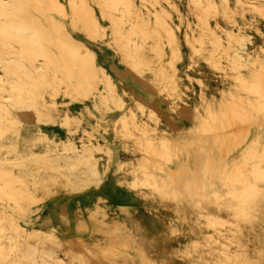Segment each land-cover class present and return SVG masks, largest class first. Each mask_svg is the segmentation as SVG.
<instances>
[{"label": "rangeland", "instance_id": "1", "mask_svg": "<svg viewBox=\"0 0 264 264\" xmlns=\"http://www.w3.org/2000/svg\"><path fill=\"white\" fill-rule=\"evenodd\" d=\"M55 1L0 0V264H264V0Z\"/></svg>", "mask_w": 264, "mask_h": 264}, {"label": "bare ground", "instance_id": "2", "mask_svg": "<svg viewBox=\"0 0 264 264\" xmlns=\"http://www.w3.org/2000/svg\"><path fill=\"white\" fill-rule=\"evenodd\" d=\"M33 1H35L36 2V4H37V6H39V9H41L42 11H49V10H53L54 8H56V6H57V3H56V1L55 0H33ZM122 1H124L125 3H127L128 2V0H122ZM1 2H3L1 5H2V8L1 9H3V10H5V5H7V7H8V11L7 10H5L6 12H9V8H12V9H16L17 10V12H22V13H24V14H27V13H29L30 12V10L31 9H29V7H28V5L30 4V3H28V2H31V0H18L16 3H14L12 0H1ZM119 6V5H118ZM1 7V6H0ZM86 6L84 5V4H82V9H83V11H85L86 10V8H85ZM69 8V7H68ZM4 11V12H5ZM107 11V10H106ZM12 12V11H11ZM8 14V13H7ZM48 14V13H47ZM46 13H45V17H47V18H49L48 17V15H47ZM121 15V14H120ZM72 19H73V17H72ZM150 19H151V17H150ZM74 20V19H73ZM77 20V19H76ZM82 20H83V18H82ZM126 20V19H125ZM46 21V20H45ZM154 21V20H153ZM47 22V21H46ZM83 22V21H82ZM73 23V22H72ZM153 24V23H152ZM17 28V27H16ZM19 31H18V33H16V35H17V37L18 38H16L15 39V42L17 43V44H19V46H22V47H24V46H26V45H29V44H31V42H30V39L25 35V34H21L20 32H22L23 30L25 31V29H23V28H17ZM171 29V28H170ZM4 30V29H3ZM2 34V33H1ZM159 36V35H158ZM65 37H66V39L67 40H65L66 42H67V55L69 56V57H71L72 59H74L75 61H77V62H80L81 63V66H83V62L80 60V58H81V56L79 55V54H76L75 52H71V50H70V39H69V36L66 34L65 35ZM134 37V36H133ZM173 37V36H172ZM1 38V37H0ZM135 38H136V36H135ZM138 38V37H137ZM42 40H43V38H41L40 39V41H41V45H43V43H42ZM244 40V39H243ZM5 41V40H4ZM137 41V40H136ZM148 41V40H147ZM146 43V42H145ZM4 44V43H3ZM6 44V43H5ZM33 44V43H32ZM31 44V45H32ZM56 45H57V43H56ZM130 45V44H129ZM132 45V44H131ZM168 45V44H167ZM5 46V45H4ZM9 46V45H8ZM18 46V47H19ZM33 46H35V47H37L36 45H33ZM7 47V46H6ZM246 47V46H245ZM10 48V47H9ZM9 48H7V52H9ZM38 48V47H37ZM3 47H1L0 46V51H2L3 52ZM11 50V49H10ZM19 50H20V47H19ZM21 51V50H20ZM5 52H6V50H5ZM6 52V53H7ZM52 52V51H51ZM4 54V53H3ZM1 55V54H0ZM9 55V54H8ZM7 55V56H8ZM11 56H13L14 54H10ZM164 55V54H163ZM2 56V58L0 57V64H2L3 65V67L4 68H7V69H9V68H11L12 70H14V69H22L23 68V64H21V61L18 59V57H15V55L13 56V57H11V56H9L8 58H4V55H1ZM6 56V57H7ZM18 56V55H17ZM180 57V56H179ZM35 58V57H34ZM21 59V58H20ZM55 59H56V57H55ZM62 60V59H61ZM57 61V60H56ZM63 61V60H62ZM82 68H84V67H82ZM6 69V70H7ZM90 69V67L88 68V70ZM2 72V71H1ZM85 75H88V71L86 72L85 71V69H83V71H82ZM8 73V72H7ZM10 73V72H9ZM13 73V71L11 72V74ZM6 73L4 72V75H5ZM24 74H28L26 71H24ZM7 75V74H6ZM10 75V74H9ZM9 75H7V76H9ZM18 75V74H17ZM11 76V75H10ZM9 76V77H10ZM14 76H15V73H14ZM19 76V75H18ZM16 78V77H15ZM24 78V77H23ZM5 79V78H4ZM6 79H7V77H6ZM27 80V79H26ZM0 81H1V79H0ZM8 81V80H7ZM74 81V80H73ZM28 82V81H27ZM8 85H10V84H8ZM24 85H26V81H22L20 78H18V79H16V80H14L13 81V84H12V87L15 89H21V91H22V89H23V87H24ZM18 90V91H19ZM26 90V89H25ZM13 91V90H12ZM27 93H28V91H27ZM34 93V92H33ZM11 94V93H10ZM1 95H3V93L1 94ZM12 95V94H11ZM10 95V96H11ZM125 95V94H124ZM7 96V95H6ZM9 96V97H10ZM18 96V95H17ZM21 96V95H20ZM8 97V98H9ZM13 97V96H12ZM11 97V98H12ZM39 97V96H38ZM2 98H3V96H2ZM8 98H6V100L8 99ZM21 99V98H20ZM2 101H3V99H1ZM4 100H5V98H4ZM27 101V100H26ZM15 102V101H14ZM19 102V101H18ZM233 106V105H232ZM13 107V106H12ZM0 109H2L1 107H0ZM133 116V115H132ZM135 116V115H134ZM8 117V116H7ZM3 118V117H2ZM10 118V117H9ZM2 120V119H1ZM6 120V119H5ZM5 120H3V121H5ZM32 120V119H31ZM216 120V121H215ZM215 120L214 119H212V120H208L209 122H212L213 124H216V123H226V122H229L230 120H228L227 118H224V117H216L215 118ZM22 121V120H21ZM232 121H234V120H232ZM158 122V121H157ZM205 122H206V120H205ZM11 123V122H10ZM15 125V124H14ZM3 127H4V125H3ZM205 127V129H208V128H206V126H204ZM214 129L216 130V129H219V128H217V127H214ZM221 129H225V128H221ZM5 130V129H4ZM9 130V129H8ZM1 133V132H0ZM15 134V133H14ZM18 134V133H17ZM201 135V134H200ZM19 136V135H18ZM44 136V135H43ZM17 137V136H16ZM18 138V137H17ZM33 144V143H32ZM218 145V144H217ZM35 146V145H34ZM219 146V145H218ZM11 147V146H10ZM13 148V147H12ZM58 149H60V148H58ZM70 149V148H69ZM1 150V149H0ZM4 150V149H3ZM10 150V149H9ZM63 150V149H62ZM67 150H68V147H67ZM224 150H226V148H224V146L222 147V152L224 151ZM57 151V150H56ZM83 151V150H82ZM70 152V151H69ZM76 152V151H75ZM13 153V152H12ZM62 153V152H61ZM60 153V154H61ZM167 153L169 154V155H171L170 154V147L167 149ZM52 155H53V153H51ZM56 154V153H55ZM64 154H66V153H64ZM68 154V153H67ZM74 154V153H73ZM31 155V154H30ZM34 155V154H33ZM47 155V154H46ZM48 156V155H47ZM72 156V155H71ZM29 157V156H28ZM35 156H33V158H34ZM60 157V156H59ZM64 157V156H63ZM6 158V157H5ZM76 158V157H75ZM27 159H29V158H27ZM43 159H47V158H43ZM66 159V158H65ZM40 160V159H39ZM49 160H51V158L49 159ZM53 160V159H52ZM56 160V159H55ZM55 160H53V161H55ZM42 161V160H41ZM19 162V161H18ZM21 162V161H20ZM45 162V161H44ZM47 162V161H46ZM50 162V161H49ZM61 162V161H60ZM8 163H9V161H8ZM35 163V162H34ZM39 163V162H38ZM46 164V163H45ZM55 164V163H54ZM53 164V165H54ZM108 164V163H107ZM32 165V164H31ZM19 166V165H18ZM75 167V166H74ZM79 168V167H78ZM81 168V167H80ZM85 168V167H84ZM67 169V168H66ZM183 169H185L186 170V172L189 170V162H188V160L187 161H185L184 163H182L181 164V166L178 168V171H182ZM76 170V169H75ZM50 171V170H49ZM234 171V170H233ZM1 173V172H0ZM184 173V172H183ZM12 174V173H11ZM80 174V173H79ZM177 174V173H176ZM1 175H3V174H1ZM77 175V174H76ZM183 175V174H182ZM182 175L180 176L179 174H178V176L177 177H173V178H176L175 179V181L173 182V183H171V186L169 187V188H167L168 190V192H170L171 194H176V193H182V192H184L185 190L187 191V185H184V183L180 180V178L182 177ZM7 176H9V175H7ZM6 175H5V177H7ZM1 177V176H0ZM10 177V176H9ZM60 177V176H59ZM83 177V176H82ZM3 178H4V176H3ZM83 178H85V177H83ZM1 179V178H0ZM61 180H62V178H61ZM65 180V179H64ZM92 180V179H91ZM169 180V179H168ZM18 181H21V179H18ZM57 181V180H56ZM77 182V181H76ZM18 183V182H17ZM22 183V182H21ZM4 184V183H3ZM197 184V182L196 181H194V183H193V185H196ZM91 185V184H90ZM89 185V186H90ZM78 186H79V184H78ZM77 186V187H78ZM88 186V187H89ZM95 187V186H94ZM99 187V186H98ZM0 188H2L3 189V187H0ZM54 188V187H53ZM90 188V187H89ZM8 189V188H7ZM21 189H24V186L22 187V188H20V190L19 191H17L16 190V193H18L19 194V197L21 198H23V199H27L28 201H30V202H36V200L35 199H37V198H35L34 197V195L32 194V193H30V192H23L24 190H21ZM29 189V188H28ZM52 189V188H51ZM50 189V190H51ZM95 189H97V188H95ZM15 190V189H14ZM26 190V189H25ZM88 190V189H87ZM0 191H1V189H0ZM81 191V190H80ZM7 193V192H6ZM77 193V192H76ZM83 193V192H82ZM191 193H192V190H191ZM1 194V193H0ZM11 198H12V196H10ZM10 198V199H11ZM21 198V199H22ZM12 200H14V199H12ZM8 201V200H7ZM1 202V201H0ZM5 202V201H4ZM9 202V201H8ZM10 203V202H9ZM2 204V203H1ZM26 204V203H25ZM7 205V204H6ZM9 205V204H8ZM15 205V206H14ZM14 207H18V206H16V204L14 203ZM14 210V209H13ZM75 210V209H74ZM7 211V210H6ZM3 212V211H2ZM35 213V212H34ZM1 217L3 218V219H5V217H4V215H2V213L0 214V219H1ZM10 218H11V215H10ZM74 218V217H73ZM78 219V218H77ZM7 224V223H6ZM7 226H8V224H7ZM21 228V227H20ZM16 231V230H15ZM34 235V234H33ZM33 235H31V237L33 236ZM37 236V235H36ZM17 238V237H16ZM15 238V239H16ZM18 241V240H17ZM16 241V242H17ZM4 244V243H3ZM3 250V249H2ZM34 250V249H33ZM47 251V250H46ZM29 252V251H28ZM48 252V251H47ZM27 253V252H26ZM32 254V253H31ZM41 254V253H40ZM47 256V255H46ZM64 256V255H63ZM34 257H35V255H34ZM55 257V256H54ZM52 259H54L53 258V256H52ZM68 259V258H67ZM3 261V260H2ZM6 261V260H5ZM98 261V260H97Z\"/></svg>", "mask_w": 264, "mask_h": 264}, {"label": "crops", "instance_id": "3", "mask_svg": "<svg viewBox=\"0 0 264 264\" xmlns=\"http://www.w3.org/2000/svg\"><path fill=\"white\" fill-rule=\"evenodd\" d=\"M114 67H115V66H114ZM116 68H117V66H116ZM117 70H118V69H117ZM115 77H116V79H118L119 82L124 83V84H125L126 82H128V80H130L128 74H126L125 72L120 71V70L117 71V74H115ZM134 83H135V82H134ZM136 84L138 85L139 83L136 82ZM130 93L133 95L134 98H136V99H138V100H141V101L146 100L147 103L150 102V99H151V97L149 96L150 91H149L148 89H144V88H142V86H140V84H139V86H138V88H137L136 91H131ZM150 95H151V94H150ZM152 97H153V95H152ZM145 98H146V99H145ZM151 100H153V99H151ZM144 102H145V101H144ZM149 104H150V103H149Z\"/></svg>", "mask_w": 264, "mask_h": 264}]
</instances>
